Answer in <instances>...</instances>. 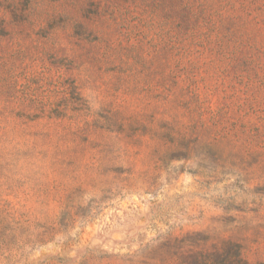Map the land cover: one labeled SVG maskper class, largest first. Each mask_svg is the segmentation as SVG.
<instances>
[{
  "label": "clouds",
  "instance_id": "9594fccd",
  "mask_svg": "<svg viewBox=\"0 0 264 264\" xmlns=\"http://www.w3.org/2000/svg\"><path fill=\"white\" fill-rule=\"evenodd\" d=\"M178 12L167 0H100L92 60L70 26L47 46L36 39L58 5L37 0L23 30L0 7V211L26 206L69 249L87 232L89 244L60 264H264V127L259 139L210 135L197 106L167 86L144 90L136 75L187 42ZM61 48L65 63H49L44 53Z\"/></svg>",
  "mask_w": 264,
  "mask_h": 264
},
{
  "label": "rangeland",
  "instance_id": "374dc122",
  "mask_svg": "<svg viewBox=\"0 0 264 264\" xmlns=\"http://www.w3.org/2000/svg\"><path fill=\"white\" fill-rule=\"evenodd\" d=\"M35 2L0 0V7L9 10L16 25L23 30L29 20L24 13ZM47 2L50 7L58 5L62 14L54 13L47 26L35 33L36 39L47 46L57 29L65 32L70 26V42L95 60L100 49L94 46L100 43V37L92 24L93 18L99 17L100 0ZM167 3L173 8L179 7L176 27L187 42L180 51L162 50L164 64L142 66L136 75L143 77L144 90L152 92L165 86L168 91L177 90L185 105L192 104L201 110L210 135L227 139L251 133L259 139L264 127V79H261L264 77V0H167ZM7 35L4 21L0 20V36ZM64 51L61 48L44 55L53 65L64 64V59H58ZM131 71L121 69L124 75ZM30 115L39 124H45L41 113ZM137 130L131 129L133 134ZM192 185V176L179 178L185 194L195 193ZM10 203L12 211L7 214L0 211V264H60L75 255L76 247L83 249L89 244V234L85 232L80 236L79 245L66 248V237L47 231L43 216L26 210V206L17 205L14 200ZM79 232L77 226L72 235ZM100 244L99 240L91 241L93 249ZM103 247L112 250L110 243ZM192 259L195 264H206L208 258ZM214 264H232V260L216 255Z\"/></svg>",
  "mask_w": 264,
  "mask_h": 264
}]
</instances>
